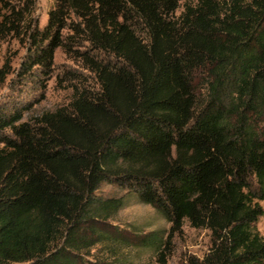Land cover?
Listing matches in <instances>:
<instances>
[{
	"label": "trees",
	"instance_id": "16d2710c",
	"mask_svg": "<svg viewBox=\"0 0 264 264\" xmlns=\"http://www.w3.org/2000/svg\"><path fill=\"white\" fill-rule=\"evenodd\" d=\"M36 3L0 0V48L20 39L43 71L61 50L82 74L66 104L0 116V264L165 261L159 232L111 222L104 183L210 231L182 264H264V0H54L43 27Z\"/></svg>",
	"mask_w": 264,
	"mask_h": 264
},
{
	"label": "rangeland",
	"instance_id": "374dc122",
	"mask_svg": "<svg viewBox=\"0 0 264 264\" xmlns=\"http://www.w3.org/2000/svg\"><path fill=\"white\" fill-rule=\"evenodd\" d=\"M36 5L35 16L43 27L54 0H37ZM26 59L27 47L23 41L9 37L2 43L0 68L10 62V71L4 78L0 76V116L24 110L25 118H29L66 104L71 94V78L82 74V70L61 50L57 52L55 66L46 71L37 67L23 68ZM99 192L104 196L123 197V206L117 209L111 222L125 236L137 239L155 231L168 241L170 249L166 251L165 261L159 259L161 250L126 247L120 249L123 258L127 257L125 264H182L187 255L203 257L208 251L211 240L208 229L191 227L187 221L180 229H175L152 205L125 196L116 185L104 183ZM256 227L264 232V217L259 219Z\"/></svg>",
	"mask_w": 264,
	"mask_h": 264
}]
</instances>
